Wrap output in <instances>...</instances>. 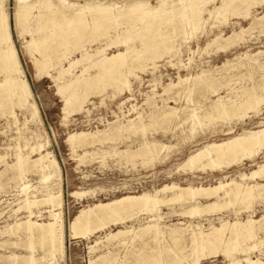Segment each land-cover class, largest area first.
I'll return each mask as SVG.
<instances>
[{
  "label": "bare ground",
  "instance_id": "bare-ground-1",
  "mask_svg": "<svg viewBox=\"0 0 264 264\" xmlns=\"http://www.w3.org/2000/svg\"><path fill=\"white\" fill-rule=\"evenodd\" d=\"M5 1L0 0V113L8 111L14 116L13 109L18 107L24 113L26 112L32 121L37 120V106L31 98L33 97L31 89L25 79L17 50L14 47V40L10 33L11 27L16 30L17 37L22 39L23 48L29 55L36 76L44 75L55 80H62L58 85V91L63 94V105L69 112L82 110L88 96L92 93H102L107 84L113 87L110 95L113 98L122 94L123 91H129L128 76L138 79L139 75L136 73V69L144 71L147 66L146 62H150L148 68L152 69L151 75L154 74L153 70L159 66L156 64V60L163 58L164 55L167 57L165 64L169 67L179 69L185 66L186 64L181 62L180 57L183 45L189 49L187 45L189 38H198L200 35L209 36L212 33L203 47L195 49L199 52L197 55H202L208 54L210 51L226 52L230 47L241 42V39L245 40V38L243 39L244 34L254 32V29L264 32V13L259 16L254 15L251 11L253 5L257 3L263 5L264 0H158L155 5L148 3V0H127L122 4L111 0H83L82 2L14 0L13 12L10 15L6 10ZM35 8L38 12L37 14L35 12L34 15L32 10ZM227 15L237 16L236 20L229 21ZM175 19L177 20L175 21ZM209 19H215L219 24L213 23L209 28L211 30L207 32L205 24ZM239 19H247L248 25L242 26ZM177 23L187 25L188 30L180 29L178 31ZM221 24H230L231 33L228 35L223 33ZM179 27L177 26V28ZM112 28L115 30L120 28V30L118 29L120 32L111 35ZM212 28L217 31L213 32ZM178 34L183 35V39H176ZM135 38L139 39V47L130 44L131 40ZM98 40H104V43L102 41V45L88 49L87 46ZM112 45L116 47L115 51L106 52ZM154 45L160 46L156 47L158 48L156 50H151V46ZM118 46L124 48L121 50L117 48ZM78 50H80L79 57L70 58ZM148 50L152 51L151 54L145 55L144 52H148ZM261 53H264L263 49H258L253 54L246 53L247 59H244V62L246 61L247 66L252 64L251 71L259 69L263 72L262 74L258 73L260 80L255 79L256 81L247 85L231 86L230 82L236 80V76L239 78L243 73L237 71L232 75H223L227 74L222 68L223 66L228 68L224 65L226 63H222L223 66H218L219 68H201L200 72L197 71L194 75H177L176 81H168L162 85L160 93L157 92L160 74L158 73L159 76L153 75L149 85L150 90L148 93H144L143 103L144 106L146 104L148 111L141 110L137 114L135 113L136 115L126 119L125 123L116 118L112 123H107V128L105 124L106 129L103 130L71 133L67 137L71 145L70 148L75 151L78 146L81 148L95 141L102 144L106 139L118 141L123 134L140 131L141 135L137 142H135V138L129 141V144L123 149L113 148L114 150H110H113L115 154L125 156L124 159L140 158L142 160L138 161H144V163L149 161L153 163L155 160L162 162L165 160L162 153L173 145L156 137H145L144 135V131L149 126L159 121L170 123L173 119H178V123H180V114L183 113L185 118L183 117L184 119L181 121H189L190 125L193 124L189 136L183 139V142H187L193 141L191 139L195 137L193 136L195 126L205 124L206 120L213 122L215 119L218 121L217 118L226 120L235 118L234 121L238 122L249 118V112L256 116L261 110L260 105L264 102V62L257 60L260 59L258 56L260 57ZM191 56L193 57V55ZM192 57L186 59L191 60ZM239 57L238 59L242 56ZM54 59L57 62H53ZM140 59L143 60L142 63L137 66L132 65V62ZM235 59L237 58L235 57ZM59 60H65L67 65H61ZM237 62H239L236 64L237 66L244 64L240 60ZM54 65L57 68L53 75L50 73V69H53ZM78 65L81 66V69L75 72L74 69ZM91 68H94L92 74L88 73V69ZM221 68L225 73L220 71ZM228 72L230 74L229 70ZM247 75L249 76L250 73ZM105 79L107 81L103 83ZM199 85L211 90L210 92L215 95V98L211 99L206 94L204 100L208 102L207 105L203 103V106H199L197 109L177 106L184 94L186 97V94L194 91ZM223 85L228 89L224 95H221L219 88ZM171 101L176 106L170 105ZM28 120V117L24 119L23 125ZM217 121L214 122L217 123ZM259 123L260 125L254 129H242L237 133H234L235 126L229 125L223 130V134L227 135L225 139L204 142L177 164V170L181 169L192 174L196 171L206 170L224 172V168L231 165L254 161L264 153V121ZM176 126L179 127L176 124L175 128ZM32 134L35 141L29 145L25 152H22L26 147L25 144V147L22 146L24 147L22 150L16 147L17 151L13 152L15 161H12L10 167H14L22 177L26 171L34 170L38 173L40 181L44 183L50 178L58 179L60 170L53 153L51 155V152L44 151L47 143L42 141L41 134L31 131ZM31 154H37V157L32 159ZM0 160H4V155H0ZM128 161L126 160V162ZM238 176V179L231 177L213 185H192L189 183L180 185L171 182L151 192L126 194L106 202L93 203L80 208L68 222V234L71 238H89L94 232L104 231L108 228L104 231L105 234L102 238L96 239L93 245L88 246L89 253L93 252L99 244L106 251H102L95 259L89 256L88 264H163L168 253L172 258L171 263L179 259L184 264H199L201 259L222 256L225 264H264L263 252L256 248L258 244H264V214H261L257 219H254L250 214L254 209V201L256 199L264 200V160L258 163L256 168L247 173H240ZM17 178L15 179L18 180L19 178ZM20 181L18 189L23 194V198L19 199L13 213L22 210L25 212L24 220L15 217L13 224L0 229V234L21 230L27 240L26 248L29 252L20 257L11 252L7 257L14 261L13 264H16L17 258L21 259L20 264H37L44 258H48L50 263L55 262L53 260L63 254L64 230L61 216V191L59 189L54 191L53 186L50 188L46 184V188L42 191L33 190L34 192H32L29 191L28 179L22 178ZM37 192H40L41 196H38ZM82 194L76 191L71 193L74 196ZM199 199L205 200L199 201ZM42 204L48 205V209H45L46 220L41 218V211L38 209ZM173 204H179L181 208L177 210L176 206L177 209L171 211L170 207L168 216L187 214L188 216L203 217L205 213L234 208L232 210L234 218L230 220L220 215L221 217H217V225H214L211 219L202 218V220H208L207 227L203 226L201 220L194 224L193 221L178 220L163 225L161 221L165 216L163 217V212L160 211L161 206L167 208ZM236 205L239 206L236 207L237 209H235ZM240 212L247 213L245 219L240 217ZM8 216L10 217L9 214ZM128 221H130V225L126 224ZM138 221L141 222L138 223ZM134 222H137L136 225ZM111 226L115 228L111 229ZM258 231L263 232V235L258 236ZM248 240H250L248 245L243 244ZM135 241L139 243V247L132 248V250L124 247L123 255L119 254L118 251L122 249V246H126L128 242L134 244ZM163 241L166 245L162 244ZM5 243L6 241L0 242V246ZM242 244L247 246L243 247ZM37 245L42 250L40 252L42 255L39 258L34 255ZM120 247L121 249H119ZM255 248L258 250V254L252 257L249 251ZM183 250H186V254L183 253L185 252Z\"/></svg>",
  "mask_w": 264,
  "mask_h": 264
},
{
  "label": "rangeland",
  "instance_id": "rangeland-1",
  "mask_svg": "<svg viewBox=\"0 0 264 264\" xmlns=\"http://www.w3.org/2000/svg\"><path fill=\"white\" fill-rule=\"evenodd\" d=\"M69 1L82 2L83 0H69ZM111 1L116 2L118 4H122L127 0H111ZM13 3L14 0L5 1V7L9 15L13 12ZM148 3L155 5L158 3V0H148ZM217 4H219V1H217ZM208 8H210V5H208ZM251 11L254 15H259V16L262 15L264 13V4L260 5L257 3L253 5ZM35 12L37 14L38 12L37 8L32 10V14L35 15ZM234 16L235 15H227V19L229 21L236 20L237 16L235 17ZM176 20L177 19H175V21ZM239 20L241 21L242 26L246 27L248 25L247 19L245 20L239 19ZM213 23L215 25L219 24L215 19H209L207 21V23L205 24V30L207 32L211 30L209 28ZM180 25L179 23H177L176 25V29L178 31L180 29L182 31L188 30L187 25L185 24L181 26ZM177 26L180 27L177 28ZM220 26L223 29V33H225L226 35L231 33L230 24L228 25L221 24ZM112 29L110 30L111 35H114L115 32L117 33L120 32L119 31L120 28H116V30L115 28L113 30ZM212 29L213 32L217 31V29L215 28ZM253 31L254 32L244 34L243 36V39L245 38V40H243L244 42L241 39V42L239 41L236 44L237 46L234 45L230 47L226 52L210 51L208 54L204 53L202 55L200 54L197 55L199 52L196 51L195 49H197V47H199V49L203 47L205 42L210 38L211 36L210 34L212 33H210L209 36L200 35L198 38L195 37L189 38V40L187 41L188 42L187 45L189 46L190 50L188 49V47H186V45L185 46L183 45L182 54L180 57L181 62L186 64L185 66H182L179 69L174 67H169V65L165 64V60L167 59L166 55H164L163 58H159L156 60V64L159 66L156 67V69L158 70L156 69L153 70L154 71L153 75L159 76L160 74L159 84L157 85V92L160 93L162 85L167 83L168 81H172V80L176 81L178 77L177 75L179 76H187L192 74L194 75L195 73H197V71L199 73L200 72L199 70H201V68L210 69L211 67L212 68L218 66L221 67L223 66L222 63H226L224 65L228 67V68H225L224 66L222 67L227 72V74L224 72V70H222V68L220 69V71H223L225 73L223 75L226 76L232 75L234 73H237V71H240L241 73L244 74V75L243 74L240 75L241 79L240 77L238 78V76H236V78L241 81H245L246 83L238 81L235 78L237 81L236 80L231 81L230 82L232 83L231 86L233 85L239 86L240 84L247 85L253 81L260 80V76H259L260 74L258 73L262 74L263 72H261V70L259 71V69H254L253 67L254 69L253 72L255 71L253 73L251 71L252 67H250L252 66V64H248L247 66V64H245L246 61L244 62V59L245 60L247 59L246 53L253 54L256 53V50L258 49L264 50V34H263L264 32L258 30L256 31L255 29ZM15 32L16 30L14 29V27H11L10 33L12 39L14 40V47L17 50V56L21 64V68L24 72L25 79L27 80L30 86L31 93L33 96L31 98L37 106L38 117L37 120L34 119V121H32L29 115L26 112L25 114L23 111L18 109V107H14L13 109L14 116L9 114L8 111H6L3 114L0 113V155H4V160L2 161L0 160V229H3V226L5 228L6 225L8 226L13 224L14 223L13 221H15L14 219L15 217L24 220L23 217L25 216V212H23L22 210L13 213V209L16 208L19 199L23 198V194L19 192L18 189V185L20 184L21 182L20 180L22 178L28 179L30 184L29 191L32 192H34L35 190L42 191V189L46 188V184L48 187L50 186V188H52L53 186L54 191L59 189L62 194L61 216L63 220V230H64L63 254L61 257L57 256V258L53 260L55 262L50 263L48 258L46 259L44 258L41 262H37V264H47V263L48 264H88L87 262L89 256L95 259V257H97L102 251H106L103 248V246L99 244L98 247H96V249L98 248L97 250L95 249L93 252L89 253L88 246L93 245L96 239L102 238L105 234L104 231H106V229L108 228H106L104 231L101 230L94 232L89 236V238H85V237L71 238L69 236L67 230L68 222L80 210V208L87 207L96 202H106L113 198L120 197L126 194L151 192L152 190L171 182H175L180 185H185L188 183L192 185H213L218 181L228 180L231 177L234 179H238L239 177L238 175L240 173L249 172L250 170L256 168L258 163H261L264 160V153H263L259 155V157H257L254 161H244L239 165L234 164L227 168H224L223 170L224 172L220 170H212V171L206 170V171H196L192 174L190 172L182 171L181 169L177 170L176 168L177 164H179L190 152L194 151L204 142L219 141L225 139L227 135L223 134V130H225L229 125L233 124L235 126L234 133L240 132L242 129H254L258 127L260 125L259 122H261L262 120L264 121V102L260 105L261 110L258 115L255 116L252 112H249L250 117L249 118L247 117L242 121H238V122L236 120L234 121L235 118H232L233 120L217 118L218 121L215 119L213 120V122L211 120H210L211 122L210 121L208 122L206 120L205 121L206 123L204 122L205 124L201 125L202 127L195 126V131L193 133L194 134L197 133V134L195 135L193 134V136H195L191 139L193 141L183 142V139L189 136L190 134L189 131L191 130L190 128H192L193 126V124L190 125L191 122L189 121H185V122L181 121L182 119L185 118V115L183 113L180 114L181 117L180 123H178L179 122L178 119H173V121H171L172 123L159 121L156 124H154L156 127L154 125L149 126L144 131L145 137L153 136L156 137L157 139H160L163 142L172 144L173 146L176 145L175 147L171 146V148L167 149V151L165 150L162 153V155L165 156L164 158L165 160H163L162 162H157L158 160H155V162L153 163H150L151 161L144 163V161H138V160H142L140 158L124 159L125 156L123 155L120 156L121 154L119 155L114 153L113 151L114 149H118V150L123 149L126 145L129 144V141L134 140L135 138H136L135 142H137L141 135L140 131H137V133L130 131L129 134L128 133L123 134V136L119 138L118 141L117 140L110 141V139H106V141L103 142L104 144L95 141L94 143L92 144L89 143V145L87 144L81 148L78 146L76 150L73 151L70 148L71 146L70 142L67 140L69 134L80 131L94 132L96 129L103 130L108 127L107 123H112L113 121H115L116 118H118L121 122L125 123L126 119L135 116L137 112L141 110L148 111L146 104L144 106L143 101L145 99V94L148 93L150 90L149 85L151 83V79H152L151 77H153V75H151L150 73L152 69L148 68L150 67L149 64L150 62H146L147 66L144 71L141 72L140 70L136 69V73L139 75L138 79L128 76V79L130 81L129 91L127 90L123 91L122 94L117 95L113 98L110 96L111 92L113 91V87H110V85L107 84L105 86V90L102 93L100 94L92 93L88 96L86 100L87 102L84 103V108L82 110L69 112L68 109L67 110L65 109V105H63L64 104L63 94L58 91V85L61 84L62 80H55L52 79L50 76L46 77L44 75H42L41 77L36 76L35 69L30 61L29 55L25 52L23 48L22 39L18 38ZM179 35L180 34L177 35L178 37H176V39H183V35L180 36ZM102 41L104 43V40ZM102 41L100 40L94 41L90 44V46L87 47L89 49L102 45L103 44L101 43ZM130 44L139 47V39L135 38L131 40ZM159 46L160 45L151 46V50H156L158 49L156 47ZM117 48L122 50L124 47L118 46ZM115 49L116 47L112 45V47H110L106 52L112 53L113 51H115ZM151 50H148L149 53L144 52V54L145 55L151 54L152 52ZM79 55H80V50L75 51L70 56V58H77L79 57ZM191 55H193V57ZM239 56L242 57L240 58ZM188 57H192L191 60L186 59ZM235 57L237 59H235ZM238 57L240 59H238ZM258 58L260 59L257 60L263 63L264 53H261L260 57L258 56ZM239 60L244 62V64L243 63L241 64L242 67L240 65L239 66L236 65L239 63L237 62ZM136 61H134V63L132 62L133 66H137L138 64L143 62V60L141 59ZM53 62H57V60L55 61L54 59ZM59 62L62 63L61 65H65V66L67 65V62L65 60H59ZM85 65H87L86 62ZM56 68L57 67L54 65V68L50 69V73L54 75ZM234 68L236 69V71ZM80 69L81 66L78 65L74 69V71L78 72ZM244 69L246 70L244 71ZM228 70L230 71V74H228L229 73ZM88 73L90 74L94 73V68L88 69ZM248 73H250V75L253 73V76L252 75L248 76L247 75ZM105 81H107V79H105L103 83H106ZM201 86L199 85L198 88L196 87L194 89V91L190 92L189 94H186V97L184 94V96H182L180 101L177 103V106H188L189 108L197 109L199 106H203V103L204 105H207L208 102H205L204 96L208 95L209 98L211 99L215 98V95L210 92L211 90L207 88H203ZM206 89L208 90L207 93H206L207 91ZM227 89L228 87H225L224 85L222 87L220 86L219 94L224 95ZM172 102L173 101L169 102V104L176 106V104ZM158 104H160V102H158ZM27 117L31 122L28 120V122H26L25 125H23L24 119H26ZM214 121H217V123ZM176 124L179 127L176 126L175 128ZM104 125L106 126V128ZM31 131L34 133L41 134L42 141L47 143L45 144L46 146L44 147V151L46 150L51 152V155L53 153V157L57 161L60 170L61 177L59 176L58 179L50 178L48 181L44 183L40 181L38 173L36 171L34 172V170L26 171L24 174H22L23 177L21 175L20 177L17 170H15L14 167H10L12 165L11 164L12 161L13 162L15 161L13 152H16L17 149L19 148L22 150L25 147L24 144L26 145V147L24 148L25 150L23 149L24 151L22 150V152H25L28 149L29 145H31L32 142L35 141V139H33L34 138L33 134L31 135ZM163 131H165V133H162ZM127 135L129 139L127 138ZM106 144L108 145V147ZM80 155H82V157H80ZM119 156L120 158L118 159ZM30 157L34 159L37 157V154H31ZM122 157L125 161L122 159ZM126 160L129 161L126 162ZM3 170L5 173L3 172ZM33 172L35 173V175ZM13 178L14 180H12ZM15 178H17L19 181L16 180ZM15 183L17 184L15 185ZM74 191L83 194L81 196L71 195V193ZM36 194L38 196H41L40 192H37ZM204 200L205 199H199V201H204ZM256 200L254 201L255 202L253 206L254 209L253 211L250 212V214L253 216L254 219H257L261 216V214H264V200L263 201H261L260 199H256ZM172 206L167 207L169 209H167L166 206H161L160 211L163 212V213L161 212L163 214V217L165 216L161 221L163 225L169 224L171 222H176L178 220L193 221L194 224L196 223V221L201 220L200 222L203 223V226L207 227L209 225L208 220H202V218L211 219L214 225L218 224L217 217L222 216L230 220L234 218L232 212L234 208H228V209L224 208L218 212L205 213L203 217L190 216V215L188 216L187 214L180 216H172V215L168 216L170 207H171V211L175 209L176 206L178 207V209L176 208L177 210L181 208L179 204H175V205L173 204ZM236 207L238 208L239 206L236 205L235 209H237ZM38 209L41 211V218L43 220H46L47 213L45 211L48 209V205L42 204L38 207ZM34 211H36L35 208ZM8 214L10 215V217L8 216ZM240 215L241 218L245 219L247 213L240 212ZM141 221L144 222V220ZM141 221H138V223ZM136 223L137 222H134L135 225ZM126 224L130 225V221H128ZM114 228H115L114 226H111V229ZM19 231L16 230V232L14 231L13 233L9 231L7 233L4 232L5 234H0V242L6 241V243L3 246H0V264H13L14 261L7 257V255H9L11 252H14L15 254L19 255V257L22 255H27V253L29 252V250H27L26 248L27 240L24 237L22 231L21 230ZM259 232L260 231H258V236L263 235L262 234L263 232L260 233ZM249 241L250 240L244 242L243 244L246 243L248 245ZM135 242L137 244L136 243L133 244L132 242L131 244L130 242H128L126 246H122V249L120 247L119 249L121 250L118 251L119 254L123 255L125 249L132 250V248L139 247L138 245L139 243L137 241ZM162 244L166 245L165 241H163ZM243 244H242L243 247L247 246ZM256 248L263 252L262 257H264V244L262 245L258 244ZM256 248L253 249L252 251H249V254L252 257L258 254V250ZM183 251H185L183 253L186 254V250ZM34 252H35L34 255L37 258H39L42 255V253H40L42 252V250L39 248L38 245L35 247ZM169 254L170 253L166 255L165 263L163 264L166 263L184 264L183 261L181 262L179 259L171 263L172 258L171 255ZM20 261H21L20 258H17L15 260L16 264H20ZM199 264H225V260L222 256H219L217 258L201 259Z\"/></svg>",
  "mask_w": 264,
  "mask_h": 264
}]
</instances>
